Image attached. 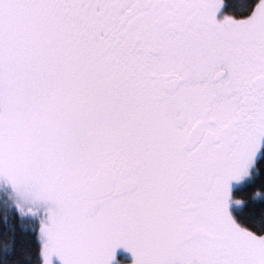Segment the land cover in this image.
I'll use <instances>...</instances> for the list:
<instances>
[{
    "label": "snow or ice",
    "instance_id": "6c2138e0",
    "mask_svg": "<svg viewBox=\"0 0 264 264\" xmlns=\"http://www.w3.org/2000/svg\"><path fill=\"white\" fill-rule=\"evenodd\" d=\"M0 228V264H264V0H0Z\"/></svg>",
    "mask_w": 264,
    "mask_h": 264
},
{
    "label": "trees",
    "instance_id": "16d2710c",
    "mask_svg": "<svg viewBox=\"0 0 264 264\" xmlns=\"http://www.w3.org/2000/svg\"><path fill=\"white\" fill-rule=\"evenodd\" d=\"M257 186H258V185H257ZM12 222L17 224V242H19L20 238L24 235V233H22V232L20 231V227H19V223H18V221L13 220ZM9 235H10V233H9ZM3 240H4V232H3V229L0 228V243H2ZM32 247H33V250L35 251V248H36L37 246L33 243Z\"/></svg>",
    "mask_w": 264,
    "mask_h": 264
},
{
    "label": "rangeland",
    "instance_id": "374dc122",
    "mask_svg": "<svg viewBox=\"0 0 264 264\" xmlns=\"http://www.w3.org/2000/svg\"><path fill=\"white\" fill-rule=\"evenodd\" d=\"M131 257L129 256V259H130Z\"/></svg>",
    "mask_w": 264,
    "mask_h": 264
}]
</instances>
